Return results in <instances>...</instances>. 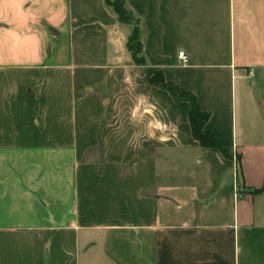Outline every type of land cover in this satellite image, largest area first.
Wrapping results in <instances>:
<instances>
[{
	"label": "crops",
	"instance_id": "crops-1",
	"mask_svg": "<svg viewBox=\"0 0 264 264\" xmlns=\"http://www.w3.org/2000/svg\"><path fill=\"white\" fill-rule=\"evenodd\" d=\"M124 2L0 0V264H264V0Z\"/></svg>",
	"mask_w": 264,
	"mask_h": 264
},
{
	"label": "trees",
	"instance_id": "trees-1",
	"mask_svg": "<svg viewBox=\"0 0 264 264\" xmlns=\"http://www.w3.org/2000/svg\"><path fill=\"white\" fill-rule=\"evenodd\" d=\"M104 4L110 8L115 15L117 21L123 24H129L130 19H134L136 27L130 30L127 36L126 48L130 52L131 59L134 63L142 64L143 56L141 55V45L138 39L137 18L133 16L132 12L125 5L124 0H103ZM130 25V24H129ZM149 83L165 89L174 100H184L188 104L187 118L190 126L192 137L197 140L202 147H214L224 157H229V142L226 140L216 139L211 132L203 131L202 127L208 118V113L202 111L196 102L192 93L185 90L177 83L165 81L159 72H154L148 79ZM236 164L238 168V158L236 157ZM264 189V180L259 188L251 189L252 192H258Z\"/></svg>",
	"mask_w": 264,
	"mask_h": 264
},
{
	"label": "built area",
	"instance_id": "built-area-1",
	"mask_svg": "<svg viewBox=\"0 0 264 264\" xmlns=\"http://www.w3.org/2000/svg\"><path fill=\"white\" fill-rule=\"evenodd\" d=\"M177 58L179 59V62L184 64L187 61V56L183 51L177 52Z\"/></svg>",
	"mask_w": 264,
	"mask_h": 264
},
{
	"label": "rangeland",
	"instance_id": "rangeland-1",
	"mask_svg": "<svg viewBox=\"0 0 264 264\" xmlns=\"http://www.w3.org/2000/svg\"><path fill=\"white\" fill-rule=\"evenodd\" d=\"M135 22H136V21H135L134 19H130V20H129V24H130L129 26H130V29H134V28L136 27Z\"/></svg>",
	"mask_w": 264,
	"mask_h": 264
}]
</instances>
